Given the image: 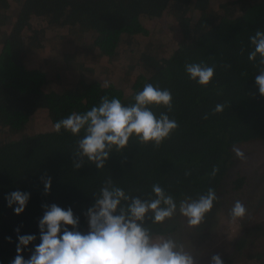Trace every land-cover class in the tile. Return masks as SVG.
Here are the masks:
<instances>
[{
  "label": "trees",
  "instance_id": "trees-1",
  "mask_svg": "<svg viewBox=\"0 0 264 264\" xmlns=\"http://www.w3.org/2000/svg\"><path fill=\"white\" fill-rule=\"evenodd\" d=\"M13 4L19 8L17 14L11 13ZM166 15L178 26L176 47L168 57L141 49L140 73L129 91L114 82L103 88L104 81L89 78L83 88L49 92L45 71L27 61L33 50L61 47L57 38L66 43L69 35L79 34L82 40L83 34L92 32L94 38L78 53L86 57L93 52L100 60L117 62L120 46L133 52L151 37L147 23ZM257 31H264V0H236L221 6H213L210 0H0V264H11L17 256L18 235L36 236L24 251L40 243L43 205L70 207L79 218V230L87 233L85 213L108 177L142 199L159 183L177 203L187 197L196 199L214 187L218 202L205 219L214 218L224 197L247 190L249 178L234 171L241 159L233 146L261 143L264 150V97L255 83L258 69L248 60L249 38ZM200 61L215 65L209 88H201L185 73L186 63ZM145 83L171 91V110L156 106L151 110L157 117L166 113L179 127L159 147L141 145L133 137L122 152L110 154L103 170L86 159L82 168H74V162H79L74 155L77 137L64 130L12 141L2 137L3 132L24 135L39 111L49 112L54 125L73 111L83 113L98 105L104 95L131 104ZM218 103L226 107L212 115ZM214 165L220 171L212 179L208 174ZM257 170L262 178L264 169ZM47 177L52 188L45 195L42 178ZM17 190L30 193L19 216L6 200ZM172 222L153 225L146 219L145 227H151L154 234L173 235L178 228L175 223L172 228ZM249 234L236 244L240 256ZM253 252L248 261L264 264V252ZM222 260L234 264L231 257Z\"/></svg>",
  "mask_w": 264,
  "mask_h": 264
},
{
  "label": "clouds",
  "instance_id": "clouds-1",
  "mask_svg": "<svg viewBox=\"0 0 264 264\" xmlns=\"http://www.w3.org/2000/svg\"><path fill=\"white\" fill-rule=\"evenodd\" d=\"M249 39L252 50L248 60L258 69L255 83L264 97V31H257ZM184 68L188 78L201 88L213 84L215 65L200 61L186 63ZM101 86L108 88L110 85L104 81ZM172 102L169 89L145 83L131 104L104 95L98 105L83 113L73 111L55 122L53 127L57 133L64 130L77 137L74 155L79 162H74L75 169L82 168L86 159L103 170L110 154L122 152L133 137L141 145H162L179 124L164 112L157 117L151 109L156 106L171 110ZM225 107L224 103H218L211 114L222 113ZM208 118L209 114H205L204 119ZM233 151L237 158L246 159L238 147L233 146ZM219 171L214 165L208 175L215 179ZM42 183L45 195L50 194L51 178H42ZM6 200L19 216L26 209L30 193L13 191ZM217 202L214 187H208L196 199L187 197L177 203L159 183L153 184L149 197L142 199L126 193L108 177L95 193V203L85 213L87 233L79 230V218L70 207L65 210L56 204L43 205L44 214L39 220L40 243L26 260L23 251L36 236L18 235V254L11 264H196L193 252L184 243L171 234H154L151 227H145L146 219H151L153 225H162L179 212L187 226L196 229ZM247 211L242 201L235 200L228 211L230 222L236 224L243 220ZM69 227L74 230L70 231ZM211 264L224 262L219 255H213Z\"/></svg>",
  "mask_w": 264,
  "mask_h": 264
},
{
  "label": "rangeland",
  "instance_id": "rangeland-1",
  "mask_svg": "<svg viewBox=\"0 0 264 264\" xmlns=\"http://www.w3.org/2000/svg\"><path fill=\"white\" fill-rule=\"evenodd\" d=\"M213 6H221L224 3L236 0H210ZM12 14H17L19 8L13 4ZM147 28L151 33L148 40L144 39L138 48L133 52L119 47L121 58L117 62L110 63L108 60L98 59L97 54L90 52L86 57L78 53V49L83 48L84 43H88L94 38L92 32L83 34L82 40L79 34L67 36V42L60 43L56 39L57 49L33 50L27 56V61L31 65L41 67L47 76V89L49 92H63L67 89L83 88L87 80L98 78L102 81L114 82L117 86L131 90V83L135 80L140 71L138 61L140 50H152L159 57H168L172 54L178 40V26L174 19L166 15L160 20L147 23ZM49 112L39 111L28 123L23 135H10L2 133L6 140H17L23 136H32L42 132L54 130ZM246 155V159L238 161L235 172L241 171L249 178V183L241 193L228 195L222 199L218 206V212L214 218L208 217L196 229L187 226L186 220L179 212L172 219L173 225H177L178 230L172 235L178 241L184 243L193 252L196 264H211V257L219 255L222 259L230 258L234 264H254L248 261V256L253 251L264 252V176H258L263 171L264 150L261 143H252L239 147ZM235 200H240L247 208L246 217L236 224L230 222L228 211ZM261 224V225H260ZM263 226V227H262ZM262 227V228H260ZM247 232L248 244L242 250L243 256L239 255L236 244L238 240ZM253 250V251H252ZM34 250L23 251L24 259H29ZM241 251V252H242ZM247 259V260H246Z\"/></svg>",
  "mask_w": 264,
  "mask_h": 264
}]
</instances>
